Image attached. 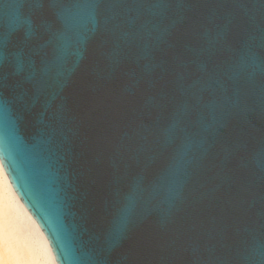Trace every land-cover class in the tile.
<instances>
[{"label": "water", "instance_id": "1", "mask_svg": "<svg viewBox=\"0 0 264 264\" xmlns=\"http://www.w3.org/2000/svg\"><path fill=\"white\" fill-rule=\"evenodd\" d=\"M18 15L0 160L56 264H264V0H0Z\"/></svg>", "mask_w": 264, "mask_h": 264}, {"label": "bare ground", "instance_id": "2", "mask_svg": "<svg viewBox=\"0 0 264 264\" xmlns=\"http://www.w3.org/2000/svg\"><path fill=\"white\" fill-rule=\"evenodd\" d=\"M0 264H56L34 217L0 160Z\"/></svg>", "mask_w": 264, "mask_h": 264}, {"label": "snow or ice", "instance_id": "3", "mask_svg": "<svg viewBox=\"0 0 264 264\" xmlns=\"http://www.w3.org/2000/svg\"><path fill=\"white\" fill-rule=\"evenodd\" d=\"M80 4L75 3L69 7L64 9V27L65 34L71 38L73 35L77 34L78 30L83 24L84 16L79 11ZM32 22L25 18L23 15H18L12 21V30L10 33H6L0 30V58L4 57L6 54V50L10 43V36L21 29L31 30ZM70 43V39H69ZM21 70H23L24 66L20 65ZM6 79V78H5ZM4 80L0 79V88L5 87ZM9 101L4 98L3 93L0 92V111H3L8 105Z\"/></svg>", "mask_w": 264, "mask_h": 264}]
</instances>
